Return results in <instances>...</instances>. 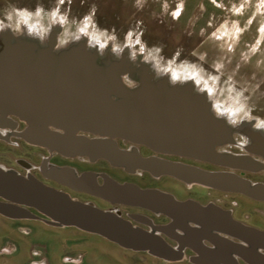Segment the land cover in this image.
I'll return each instance as SVG.
<instances>
[{
	"label": "water",
	"instance_id": "95a60500",
	"mask_svg": "<svg viewBox=\"0 0 264 264\" xmlns=\"http://www.w3.org/2000/svg\"><path fill=\"white\" fill-rule=\"evenodd\" d=\"M51 47L0 36V121L14 117L24 123L16 136L65 157L105 160L128 174L147 172L155 178L169 176L189 185L264 197V187L234 173L161 156L228 165L239 161L215 151V146L231 141L230 134L190 87L156 82L146 67L135 71L126 59L97 61L83 44L60 53ZM125 71L138 74L139 87L130 90L121 83ZM140 146L155 154L141 155ZM41 173L111 207L73 198L32 174L0 165V215L75 227L170 262L182 260L189 250L193 264H264V230L236 220L230 210L212 202L180 200L158 188L119 182L104 172L78 173L70 165L42 163ZM121 205L168 221L154 223L140 213L124 217L117 209Z\"/></svg>",
	"mask_w": 264,
	"mask_h": 264
},
{
	"label": "clouds",
	"instance_id": "9594fccd",
	"mask_svg": "<svg viewBox=\"0 0 264 264\" xmlns=\"http://www.w3.org/2000/svg\"><path fill=\"white\" fill-rule=\"evenodd\" d=\"M71 0H55L46 6L36 0L33 6H22L8 0L0 8V34H10L12 39L24 38L54 53L83 44L99 58L106 55L116 61L126 59L134 68L146 67L153 80H164L169 87L189 86L194 95L202 97L214 119L232 129L251 125L252 130L264 134V116L256 115L252 95L264 82V0H207L198 4L199 15L190 17L186 35L199 37L200 43L185 54L177 46L171 55L164 54L163 44H151L143 39V21L128 27L123 35L115 28L102 27L97 19V5L89 6L86 13L73 16ZM157 19L177 21L185 9V0H158ZM149 0H133V7L142 11ZM217 12H208V7ZM207 13V19L200 20ZM197 25L198 28H197ZM193 29H196L193 32ZM53 33L55 37L53 40ZM241 69H250L246 78ZM258 74L262 80L257 83ZM121 83L128 89L139 87L131 72L120 74ZM0 129V134H7ZM241 151L250 142L246 135L234 137ZM27 235L26 230H21ZM38 254V253H34ZM80 256H64L62 264H81Z\"/></svg>",
	"mask_w": 264,
	"mask_h": 264
},
{
	"label": "rangeland",
	"instance_id": "374dc122",
	"mask_svg": "<svg viewBox=\"0 0 264 264\" xmlns=\"http://www.w3.org/2000/svg\"><path fill=\"white\" fill-rule=\"evenodd\" d=\"M172 1L174 2V0ZM202 1L207 2V0ZM7 2L8 0H0V8H2ZM12 2H17L22 6H33L36 3V0H12ZM41 2L48 6L54 4L55 0H41ZM93 3L97 5L96 19L98 23L102 27L109 29L115 28L118 35L122 36L128 27L134 24L136 20L143 21L145 29L143 39L147 41L149 45L163 44L165 46L164 54L166 56L171 55L172 51H174L177 46H183L186 54L188 50L200 43L198 36L193 34V36L189 37L185 33L187 31V20L192 16L199 15L197 13V5L198 3H201V0H185L184 12L177 21H172L168 18L161 20L153 16V13H156L157 15L159 14L158 0H149V4L142 11H137L133 7V0H71L70 5L66 4L65 6L70 8V12L73 16H80L86 13L89 6ZM171 4L173 5V3ZM213 11L215 10L209 6L208 12ZM207 15L208 14L205 13L200 20L201 24L207 19ZM198 26L199 25H197V28ZM195 31L196 29H193V32ZM1 35L3 34H0V36ZM89 54H92L93 56L94 53L89 52ZM94 57L100 62L116 61L107 55L104 58H99L95 54ZM130 66L133 67L131 64ZM133 69L136 71L134 67ZM250 71V69H241V76L246 78ZM134 77L137 79L138 74L136 73ZM261 80L262 77L258 74L257 80L252 81V83H257ZM160 82H164L168 85L164 80H160ZM250 102L256 106L257 110L255 114L264 116V82H260L259 89L252 95ZM8 129L11 131L15 130L13 127H8ZM229 129L231 142L235 141L234 137L239 135H246L247 137L256 136L257 139L264 141V134H262L263 136L259 135V137L258 133L260 132L252 130L251 125L245 124L238 129H232L230 127ZM119 145L121 147H126L121 143H119ZM139 149L141 154H149L148 149L142 147H139ZM42 162L47 165H70L78 172L85 170H92L98 173L104 172L119 182H133L141 187L158 188L173 194L180 200L190 198L201 204L213 202L225 209L232 210L235 215L248 219L250 222L254 221L262 223L260 220L261 216H259L262 213V218L264 219V211L260 214L258 212L259 208H244L243 205L248 204V202L245 201L244 204L241 203V200H238L239 205H236V208H231L233 204L232 200H235L234 198L225 194H220L210 188L198 184H185L169 176L155 178L147 172L137 171L134 174H128L123 169L114 167L105 160L90 161L87 156L65 157L57 151H51L47 147L32 144L25 139L16 136V132L13 134L11 133L8 137L1 136L0 134L1 166L6 169L15 170L23 175L28 173L32 174L44 181L39 172ZM259 174L264 178V171H260ZM49 184L57 187V185L52 182H49ZM58 188L67 191L73 198L82 201H92L95 205L103 209H109V207H111L107 202L100 199L62 187ZM117 207L124 217H127V214L136 210L135 208ZM140 213L149 215L154 223H160L164 220L162 216H154L145 211H140ZM13 220L15 221H12L11 225H7V228L0 229V260L2 259V261L6 260L8 257L12 259L20 252V249H18L17 246H19V238H22L28 240V244L30 245L28 252L30 257L27 260V263L48 264L47 260L42 255L43 249L41 247L43 244L48 247V238L50 239L54 235L49 232L45 233V231H61L63 229L71 231L72 233L57 236V241L59 243L58 247L60 250L59 253L61 252L60 264H62V258L66 255L71 257L80 256L82 258L81 264H193L188 260V256L191 254L189 250H186L185 256L182 260L170 262L154 257L147 252L132 251L122 248L99 235L84 232L75 227L53 226L37 219ZM136 224L141 225L139 223ZM22 229L26 230L27 235L21 231ZM34 233H38L36 235L39 236L41 235L43 240H35L34 238L36 235L33 237Z\"/></svg>",
	"mask_w": 264,
	"mask_h": 264
},
{
	"label": "flooded vegetation",
	"instance_id": "af4514ba",
	"mask_svg": "<svg viewBox=\"0 0 264 264\" xmlns=\"http://www.w3.org/2000/svg\"><path fill=\"white\" fill-rule=\"evenodd\" d=\"M169 2H170V4L173 3V6H174V2L172 0H169ZM201 2H204V1L201 0ZM204 3L207 4V2H204ZM213 12H217L218 13V10H215ZM197 13L199 14L198 7H197ZM166 21H168V20H166ZM53 37H55V33L53 34ZM8 127H13L15 129L14 130L15 132H20V131H22L24 129L25 124L20 122V121H18L14 117H9L8 119H4V120L0 121V129H2V128L8 129ZM9 129L7 131V134H1V136L8 137V136H10L11 133L12 134L15 133L14 131H11ZM254 138L257 139L256 137H254ZM258 140L259 139H257V142H254L253 146H255V147H253L252 149H245L244 148L243 151H241L240 149L236 148L235 141L228 142V143H223L221 145L215 146L214 149H215L216 152H218L220 154H223V155L231 156V157L239 160V161L235 162L236 164H233V165H228V164H223V163H216V162H210V161H200V160H196V159H193V158H180V157H177V156H164V155H161V156L166 157V158H170L172 160H178V161H181V162H184V163H188V164H192V165H195V166H199V167H201L203 169H207V170L231 172V173H234L235 175H237L238 177L245 179L252 186L261 185L262 187H264V178H262V176L259 174L260 171H264V141H262V140L258 141ZM142 148H144V147H142ZM138 150H139V153H140V149H138ZM148 151H149V154H145V155H143L141 153L140 154L143 155V156H148V155L155 154L151 150H148ZM156 155H159V154H156ZM99 160H101V159H99ZM39 172L41 174V177L44 179L45 183L49 184V182H52V183L57 185V188L58 187H62V188L68 189L67 187H63L62 185L56 183L53 180L45 178L43 176V174L41 173V167L39 168ZM80 172H82V171H80ZM97 181L99 183H101L102 179L99 177L97 179ZM210 189H212L213 191H216V192H218L220 194H225V195H228V196L234 198L235 200H232L233 204H232L231 208H236V205L238 206L239 205V201L241 200L242 201L241 203H244V204H245V201L248 202V204L243 205L244 208H259L258 212L260 214L264 211V197H253V196H249V195H246V194H243V193H239V192L223 191V190L214 189V188H210ZM79 193H82V192H79ZM83 194H85V193H83ZM97 199H99V198H97ZM102 201H104V200H102ZM105 202H107V201H105ZM215 205H217V204H215ZM121 207L135 208L136 210L134 212H132V213H140V211L148 212L146 210H143V209H140V208H137V207H131V206H125V205H121ZM219 207H221V206H219ZM221 208H223V207H221ZM227 210H230V209H227ZM230 212H231L232 217L235 218L236 220L241 221L242 223H244V224H246L248 226H252V227H255L257 229L264 230V219L262 218V214L263 213L261 215H259V216H261L260 220L262 221V223H257V222H254V221L250 222L248 219H244L242 217H239V216L235 215L232 210H230ZM148 213L150 214V212H148ZM140 214H142V213H140ZM162 218L164 220L161 221L160 223H165V222L168 221V219L166 217L162 216Z\"/></svg>",
	"mask_w": 264,
	"mask_h": 264
},
{
	"label": "crops",
	"instance_id": "0c3cea01",
	"mask_svg": "<svg viewBox=\"0 0 264 264\" xmlns=\"http://www.w3.org/2000/svg\"><path fill=\"white\" fill-rule=\"evenodd\" d=\"M12 221H15L13 219H10V218H7V217H4L2 215H0V229H4V228H7V225H11L12 224ZM66 227V226H64ZM4 232V231H3ZM52 233V238H48V247L43 244V246L41 247L43 250V257L47 260L48 264H60V254L61 252L59 253V247H58V241H57V236H61V235H67L68 233H72L71 231H67V230H57V231H54V230H46L45 233ZM6 233V232H4ZM42 233V232H41ZM38 234V233H34L33 237ZM40 234V233H39ZM51 236H48V237H51ZM103 238V237H102ZM35 240H43V238H41V235H36ZM28 240H25V239H22V238H19V241H18V245L17 248L20 249V252L14 256L12 259L11 258H7L6 260L2 261V259L0 260V264H29L27 263L28 259H29V249H30V245L28 244ZM52 245H53V248H52ZM56 246V247H55Z\"/></svg>",
	"mask_w": 264,
	"mask_h": 264
},
{
	"label": "bare ground",
	"instance_id": "6f19581e",
	"mask_svg": "<svg viewBox=\"0 0 264 264\" xmlns=\"http://www.w3.org/2000/svg\"><path fill=\"white\" fill-rule=\"evenodd\" d=\"M94 53V55H95V52H93ZM132 73V72H131ZM132 75H133V77H134V75H136V73L134 72V73H132ZM135 78V77H134ZM225 125V124H224ZM225 130L228 132V134H230V129H229V127L227 126V125H225ZM263 136L261 133H258V136ZM259 136V137H260ZM256 137V136H255ZM249 138V145L247 144L246 146H245V149H252L253 147H255V146H253L254 145V142H257V139H255V138H253V137H248ZM257 138V137H256ZM255 139V140H254ZM259 141V140H258ZM231 142V141H230ZM253 142V143H252Z\"/></svg>",
	"mask_w": 264,
	"mask_h": 264
}]
</instances>
